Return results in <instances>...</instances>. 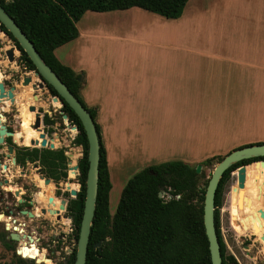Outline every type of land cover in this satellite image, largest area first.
<instances>
[{"label":"crops","instance_id":"0c3cea01","mask_svg":"<svg viewBox=\"0 0 264 264\" xmlns=\"http://www.w3.org/2000/svg\"><path fill=\"white\" fill-rule=\"evenodd\" d=\"M251 1L256 14L223 20L207 19L205 13L190 10V14L184 10L174 19L132 7L116 10L124 14L111 17L110 24L121 22L144 29L142 37L128 34L117 36V40L138 47L80 54L76 64L66 61L64 65L79 75L80 99L95 110L106 163L108 150L114 163L118 162L125 151L142 146L144 139L145 145L151 146L149 138L142 137L168 135L166 126L173 124V135L181 137L179 145L183 146L177 149L176 160L188 164L204 152H194V146L202 140L204 150L214 142L223 144L206 152H229L240 145L264 141V0ZM221 21L231 27L222 33L218 27L210 29L212 32L197 31L201 23L216 26ZM190 24L193 31L188 32ZM77 32L75 38L79 40L93 35ZM205 84L208 89H203ZM202 94H211L212 98L201 102ZM204 109V128L218 131L211 136L199 132ZM171 115L173 124L168 118ZM214 137L219 140L214 141ZM235 184L233 176L225 186L226 194L233 193ZM250 200L254 201L253 196ZM225 211L231 231L238 229L229 222L232 218L248 230L247 216L240 219Z\"/></svg>","mask_w":264,"mask_h":264},{"label":"trees","instance_id":"16d2710c","mask_svg":"<svg viewBox=\"0 0 264 264\" xmlns=\"http://www.w3.org/2000/svg\"><path fill=\"white\" fill-rule=\"evenodd\" d=\"M186 1L0 0V5L32 42L43 61L72 94L79 98L81 87L79 75L60 63L53 51L77 36L75 22L85 11L105 12L137 7L164 18L174 19L180 16ZM0 29L8 35L19 50L20 62L27 68L34 69L33 64L11 34L1 24ZM48 87L52 89L51 86L48 85ZM82 104L94 121L99 140L96 200L84 264H210L208 242L202 222V201L208 177H205L202 170L195 172V164L190 165L181 160L145 166L126 180L120 190L116 207L110 213L108 192L111 183L105 149L99 135V127L95 123V110ZM64 105L71 119L78 125L79 134L76 143L83 148L80 159V191L78 198L70 202V207L75 212L73 235L76 238L84 198L87 142L77 116L66 104ZM221 158V155H212L201 160L199 165H209L213 159L218 161ZM262 159L264 156L239 160L228 166L218 180L213 197V226L219 245L221 264H238L236 258L227 252L219 228L218 207L221 205L224 185L234 176L233 172L230 175L232 170ZM246 175L249 182L246 198L248 216L264 206V201L260 199L264 185H259L260 192L256 195V184L260 179L254 177L256 175L254 169L248 171ZM160 186L163 187L162 197L157 196ZM251 196H253V202L250 200ZM99 240V246L93 247ZM0 243L6 250L12 251V258L3 264H36L32 259H24L16 255L13 245L4 238L3 233H0ZM74 251L75 248L72 247L58 264H72Z\"/></svg>","mask_w":264,"mask_h":264},{"label":"flooded vegetation","instance_id":"af4514ba","mask_svg":"<svg viewBox=\"0 0 264 264\" xmlns=\"http://www.w3.org/2000/svg\"><path fill=\"white\" fill-rule=\"evenodd\" d=\"M0 38L2 43H6L1 49V60L3 62L7 60L4 50L13 47V51L17 54L16 56L14 54L12 61L20 64L19 66L16 64V70L10 69L7 73H0V83L3 87L0 96L1 233L11 244L23 242V250H26L24 249L26 246L36 249L37 253L33 255L36 259L44 254L36 244L40 245L39 241L43 238L42 234L47 230L50 221H54L53 224L58 223L60 228L62 222L60 219L63 218L70 238L75 240L73 235L75 212L71 209L70 202L78 198L80 191V159L83 148L76 143L79 128L77 123L71 119L64 105L66 103L53 89L48 87L47 83L34 74V69H29L20 62L19 50L1 29ZM22 76L30 78L26 85L21 84ZM31 81L33 82L30 83ZM38 82L42 84L40 87L35 85ZM28 85L31 88L32 85L36 86L27 95V98L31 100L27 104V111L33 115L24 112V117H28V120L23 125V117L17 107L16 94L20 93L17 88ZM21 90L24 91L23 88ZM8 91L12 94L11 102L7 97ZM76 98L83 105L80 97ZM22 126L24 130H21ZM54 139L57 142H54ZM51 143L53 145H50ZM70 143L74 146L70 147ZM38 182L41 184H37ZM28 185L36 188L42 185L44 186L42 192L47 193L41 195L38 189L36 192L28 191L26 187ZM70 189L74 190V194L70 193ZM37 196L45 198H37ZM60 204L62 208L59 207ZM59 232L50 235L52 242H58L63 238ZM11 234L17 239L12 240ZM34 234L38 235L36 241H34Z\"/></svg>","mask_w":264,"mask_h":264},{"label":"rangeland","instance_id":"374dc122","mask_svg":"<svg viewBox=\"0 0 264 264\" xmlns=\"http://www.w3.org/2000/svg\"><path fill=\"white\" fill-rule=\"evenodd\" d=\"M196 3V4H194ZM253 1L251 0H187L184 4V7L181 12L185 10V14H190L188 11H195V12H202L205 13V16L207 19L216 20L218 18L222 19H231L233 16H238L241 18H244L243 16H246L247 14H256V11H253L252 9L255 8L253 6ZM192 8H195L194 10ZM133 10H138L139 12H144L146 14L154 15V13H149L148 11H145L143 9L132 7ZM118 14H124L120 13V11H105V12H94V11H85L80 18L75 22L76 29L82 33H88L91 32L93 35H85L87 37H81L80 40L75 38L71 41H68L54 49V55L56 58L62 63L67 64L68 61H71L72 63L76 64V59L78 56L90 54L91 52L96 51H111L114 49H128V48H136L138 46L127 44L125 42H121L118 39L117 36L121 35H134L138 36L141 34V37L143 36L142 33H144L143 28H134L131 26H127L126 23H117V24H110L109 19L113 17L114 15ZM192 14V13H191ZM156 15V14H155ZM121 16V15H119ZM158 16V14L156 15ZM126 17V16H125ZM106 19V21H105ZM216 26H213L211 22H205L201 23L199 27L197 28V31L201 29L202 32H212L210 29L219 28V32L222 33V31L228 29L231 27V25H228L227 23H222V21L219 23H216ZM192 25L190 24L188 28V32L193 31ZM238 27L235 28V32H238ZM230 31V30H229ZM89 34V33H88ZM82 40V42H81ZM80 41V42H79ZM78 44L80 46H78ZM6 45L5 42L0 44V53L1 49L4 48ZM93 53V54H94ZM15 56L17 52H14ZM2 55V53H1ZM68 60V61H67ZM67 61V62H66ZM20 64L18 62H9V61H2L0 56V73L3 74V72L7 73L10 69L16 70L17 66ZM1 76V75H0ZM79 78V77H78ZM207 84L204 85L203 89L206 88ZM24 89L22 91L21 89ZM28 88V89H27ZM26 86H20L17 88L18 91H20L19 94H16L17 99V107L19 109V113L23 117L22 123L24 125V122L26 124V121L28 120V117H24V112L26 114L33 113L27 111V104L31 102L30 99L27 98V95L33 91V89L28 85ZM211 99V94H202L200 95V101L206 103V99ZM215 99L218 100V102H223V99L221 97H215ZM242 100V99H241ZM248 100V96L247 99ZM244 101V100H242ZM209 102V101H208ZM206 112L205 109L202 110L200 113V128L199 132H205L208 134V136H211V133L218 132V131H211L210 128H204V120H205ZM169 119H174V116H168ZM174 120L172 121L173 124ZM174 125V124H173ZM173 125L166 126V130H169L166 133L168 135L165 136H154V137H142V138H149V146L148 144L145 145V139L142 142V146L138 147L139 145L136 144L138 148L133 150L132 152L126 153L125 151L122 154V157L119 159L118 162H115L111 159V153L108 150L107 152V164H108V173H109V180L111 183L110 190L108 192V210L110 213H112L116 207L119 193L123 185L125 184L126 180L136 171L140 170L141 168L145 167L146 165H152L157 164L164 161H170V160H176L177 158V149L181 150L183 146L179 145V138L175 134V127ZM24 126L21 127V130H24ZM200 139L203 136H199ZM213 137H209V141H213L211 139ZM219 140V138L214 137L215 140ZM101 140L103 141V138L101 137ZM52 141V140H51ZM50 141V142H51ZM202 141H200V145L194 146V152L198 150V158L195 162H190V165L195 166L199 164V162L207 157H210L212 155H221L223 156L227 151L223 152H206V150L210 147H214L213 149H220V147L223 146V144H220V142H214L213 144H210V146L204 150V146H202ZM70 147H73L74 144L70 143ZM104 145V144H103ZM145 145V146H144ZM207 145V144H206ZM230 150V149H229ZM215 151V150H214ZM216 159H213L211 164L209 165H200V170H202L205 174V177H209L210 172L213 168V166L216 163ZM248 173V169L246 168V174ZM233 177V176H232ZM231 179V178H230ZM229 179V180H230ZM228 180V181H229ZM227 181V182H228ZM226 182V184H227ZM248 180L246 175V181L245 186L239 191L237 188L233 191L232 194H226L225 192V186L223 188L222 193V200L221 205L218 207L219 211V228L220 232L223 238V241L225 243L226 249L228 253H231L237 260L238 264H264V237L260 235L261 228L253 230L250 229V232L244 231V235H239L236 232L231 231L228 224V217L227 212L228 210L232 212V214L236 218L243 219L248 214L247 209V192L249 191L248 187ZM37 184H41V182H38ZM50 185V184H47ZM46 186V185H45ZM73 186V185H72ZM28 191H34L36 192L37 189L41 192V195H45L47 192L43 191L42 188L44 186L40 185L38 188L34 186H26ZM13 188V187H10ZM16 188V187H15ZM77 188V186L75 187ZM8 189V188H7ZM23 193V191H21ZM32 196V195H30ZM163 196V195H162ZM40 196H37V198ZM40 198H45L44 196H41ZM224 200V201H223ZM224 202V203H223ZM225 207V209H224ZM261 208V207H259ZM255 214L258 221H260L258 218L257 210L252 212L250 215L247 216L248 224L247 229L249 226V220L250 217H252ZM60 221L64 222L63 218L60 219ZM50 221L49 226H47V230L45 233H39L42 234L43 238L41 239L40 245L36 244L38 249L42 251L44 254L39 258L38 261L43 262V258H48L50 264H58L61 262L65 255L70 252L71 247L74 244V239L70 238V233L66 229L67 225L64 222L60 223L61 227H58V223L53 224ZM255 224H257L256 220H254ZM261 224V223H260ZM63 228V229H61ZM2 227L0 226V233H1ZM60 231V232H59ZM59 232L61 235H63V238L60 239L58 242H52V238H50L51 234H56ZM236 233V235H234ZM33 235V234H32ZM35 235V234H34ZM38 235H35L34 241H36V237ZM239 237V238H238ZM55 240V238L53 239ZM18 244H21L23 246V242H16L12 243L13 245V251L16 254V248L17 252L24 257H33L34 254L37 253L36 249L31 248L30 246H26L24 249H26V253H24V250L21 249L18 251L19 246ZM17 255V254H16ZM12 251L6 250L2 244L0 243V264H3L6 261H9L12 257ZM19 256V257H21ZM21 257V258H23ZM48 262V263H49ZM47 263V264H48ZM41 264V263H39Z\"/></svg>","mask_w":264,"mask_h":264},{"label":"water","instance_id":"95a60500","mask_svg":"<svg viewBox=\"0 0 264 264\" xmlns=\"http://www.w3.org/2000/svg\"><path fill=\"white\" fill-rule=\"evenodd\" d=\"M0 24L4 27V29L11 34V36L16 40L20 49L25 52L26 56L29 58L31 63L34 66V74L39 76L45 83L52 87V89L57 93V95L69 106V108L73 111V113L77 116L87 142V150H86V161H87V169L85 173L84 180V198L81 210V218L79 221L78 233L75 238V243L73 247L74 251V260L72 264H84L85 254L87 250L88 243V235L90 226L92 225V217L95 207L96 200V190H97V178H98V160H99V140L97 136V132L95 129L94 121L90 116L88 110L81 105L78 99L72 94V92L66 87V85L60 80V78L52 71V69L43 61L37 50L34 48L32 42L26 37L24 32L18 27V25L14 22V20L8 15V13L3 9L0 5ZM0 43L2 40L0 38ZM4 54L6 55L7 60L10 62L14 59V51L13 47H9L4 50ZM30 78L26 76H22V85H26L29 82ZM79 80V79H78ZM37 87H40L42 84L40 82L36 83ZM32 85V88L36 86ZM3 90L2 84L0 83V96ZM7 97L10 102L12 101V94L10 91L7 92ZM35 99V96H33ZM65 117V116H64ZM2 130L0 131V134ZM1 141V137H0ZM264 156V142L260 143H250L237 148L230 150L225 153L220 160H218L213 166L210 175L208 177L207 183L205 185L203 201H202V222L204 227V233L208 242V250H209V258L210 264H221V257L219 253V245L216 238V233L213 226V197L214 192L218 183V180L222 174V172L231 164L247 158L252 157H260ZM254 165L261 168L260 172L262 176H260V180L258 184H256L257 192L256 195L259 194L260 186L264 185V159L262 160H254L245 165H241L230 172H233L235 176V185L236 188L240 191L245 186L246 181V166ZM200 171V165L197 164L195 166V172ZM257 177V174L254 175ZM70 193L74 194V190L70 189ZM163 195V187H159V191L157 192L158 197H162ZM261 201H264V193L261 190ZM61 203L63 201L61 200ZM62 208V204L59 206ZM258 221L255 214L250 217V222L248 226L247 232L251 231L250 229L256 230L257 227L261 228L260 235L264 236V206L257 209ZM254 220H256L257 224H255ZM231 224L234 225L237 229V233L239 235H244V230L237 224V221L233 218L229 220ZM261 223V224H260ZM257 225V227H256ZM246 231V230H245ZM12 240H16L17 237L14 235H10ZM100 240L97 241L93 247L99 246ZM264 251V250H262ZM16 254L18 255L17 248ZM24 258V257H23ZM27 259L34 260L36 264H44L41 261H38L37 258L33 257H25Z\"/></svg>","mask_w":264,"mask_h":264},{"label":"bare ground","instance_id":"6f19581e","mask_svg":"<svg viewBox=\"0 0 264 264\" xmlns=\"http://www.w3.org/2000/svg\"><path fill=\"white\" fill-rule=\"evenodd\" d=\"M32 82H33V81H31L30 83H32ZM26 88H27V87H26ZM27 89H28V88H27ZM15 138H17V135H15ZM53 141H54V142H57L56 139H54ZM50 145H53V143H51ZM73 156H74V155H73ZM246 168L248 169V171L254 169L255 174H257V178L260 179V177H259V175L261 174V172H260L261 168H260V167L257 166V167L255 168L254 165L251 164L250 166H247ZM261 176H262V175H261ZM16 194H17V192H16ZM50 195H51V194H50ZM59 206H60V205H59ZM18 246H19L18 251H20V250L22 249V245H21V244H18ZM37 260H39V258H37ZM43 262H44L45 264H47V263L49 262L48 258H44Z\"/></svg>","mask_w":264,"mask_h":264},{"label":"built area","instance_id":"2783aa9c","mask_svg":"<svg viewBox=\"0 0 264 264\" xmlns=\"http://www.w3.org/2000/svg\"><path fill=\"white\" fill-rule=\"evenodd\" d=\"M165 198L167 197L166 195L164 196ZM19 256H21L19 253H18ZM22 257V256H21Z\"/></svg>","mask_w":264,"mask_h":264}]
</instances>
